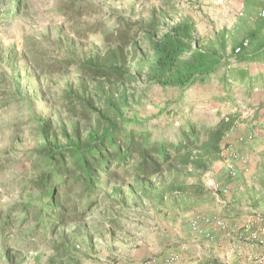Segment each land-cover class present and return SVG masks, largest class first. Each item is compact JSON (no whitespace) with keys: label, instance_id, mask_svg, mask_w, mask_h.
I'll use <instances>...</instances> for the list:
<instances>
[{"label":"trees","instance_id":"obj_1","mask_svg":"<svg viewBox=\"0 0 264 264\" xmlns=\"http://www.w3.org/2000/svg\"><path fill=\"white\" fill-rule=\"evenodd\" d=\"M17 1L20 12L25 6ZM176 2L158 0L147 15L112 13L109 22L85 26L78 16L92 0L61 2L60 10L75 27L100 33L102 47L81 56L68 52L50 64L53 72L46 71L47 63L41 67L53 74L73 66L79 82L77 88L67 83L62 89L64 114L32 113L33 175L17 218L23 223L33 214L37 230L50 238L53 251L43 264H83L84 248L93 250L95 236L102 233L98 224L93 228L104 200L110 205L102 209L103 219L114 225L119 215L106 208L118 205L124 213L129 197L158 207L171 200L182 211L211 198L200 177L223 158L225 137L242 120L241 102L249 103L264 88V68H252L264 65V0H245L250 10L236 25L211 35L198 34L193 18ZM213 80L222 88L216 99L232 111L203 119L191 110L179 117L184 92ZM154 87L179 89L178 106L169 109L166 103L155 115L142 117L139 107L151 102ZM164 113L170 118L165 125L152 122ZM173 128L170 137L167 130ZM261 159L264 167V155ZM192 175L197 180L187 182ZM3 223L10 224L9 217ZM15 255L6 254L7 260Z\"/></svg>","mask_w":264,"mask_h":264},{"label":"rangeland","instance_id":"obj_2","mask_svg":"<svg viewBox=\"0 0 264 264\" xmlns=\"http://www.w3.org/2000/svg\"><path fill=\"white\" fill-rule=\"evenodd\" d=\"M62 1L64 0H22L25 8L17 12V0H0V264H43L47 255L53 251L50 238L42 228L37 230L33 214L25 218L23 223L17 218L21 215L20 206L27 195L25 184L33 175L31 156L37 133L32 113L34 111L45 116L53 114L55 117L59 112L64 114V105L60 100L62 89L67 83L77 88L79 83L73 66L66 71L45 74V69L48 72L54 71V66L50 64L66 58L68 52L81 56L82 53L102 47L100 33L87 32L79 24L75 27L74 22L63 14L60 10ZM176 1L181 13L189 15L195 21L198 34L211 35L215 30L221 29L220 23L223 19L220 15L217 12L209 14V7L213 5L215 11L217 5L205 3L203 0ZM152 5H158V0H92L89 10L86 11L85 8L86 12L78 16V19L84 26L99 22L102 24L111 20L112 13L132 12L134 17L147 15ZM43 66L45 69H41ZM252 68L257 71L263 69L264 65L254 64ZM221 92V86L216 80L188 89L184 92L181 106L178 107H181L179 117L191 110L195 118L203 119L216 118L219 114L232 111L229 104L216 99L215 94ZM179 93L177 88H152L147 100L151 102L139 107L142 117L155 115L158 107L166 103L170 104L169 109H175L178 106L176 98ZM235 93L242 95L240 91ZM255 93H264V88ZM243 105L245 104L241 102L240 108L246 109ZM244 112L242 111V116ZM248 112L245 115L248 116ZM242 116L239 124L244 120ZM166 119L168 114L164 113L152 122L165 125ZM172 131L174 128L168 129L167 135L174 137ZM258 132L252 146L258 142L260 145H255L252 157L249 156L254 162L264 152V134ZM229 154L234 160L239 157L235 151ZM230 169L234 175L236 169ZM205 174L201 175L200 180L208 187ZM196 177L190 176L187 182H195ZM108 205L110 204L104 200L95 212L97 218L93 230L100 227L102 233L95 236L93 250L84 248L81 257L83 264H132L133 261L129 258L136 253L145 255L139 264L148 258H156L155 238L145 234L148 232H143V228L153 225L151 227L161 233L160 226L153 221H160V225L174 222L177 213L173 211V206L177 207L178 204L167 200L163 206L158 207L149 199L129 197L124 213H119L118 205L113 207L115 210L106 208L109 214L119 215L114 225L103 219L102 209ZM168 207L172 210L165 211ZM259 216L264 219L263 215ZM6 217H9L10 224L3 223ZM88 217L92 218L90 215ZM215 218L209 216L208 220L213 221ZM170 227L173 229V226ZM259 228L263 229L264 224ZM68 236L74 235L68 233ZM248 237L251 239L250 234ZM12 252L16 254L15 258L7 260L6 254ZM36 254L42 256H35Z\"/></svg>","mask_w":264,"mask_h":264},{"label":"crops","instance_id":"obj_3","mask_svg":"<svg viewBox=\"0 0 264 264\" xmlns=\"http://www.w3.org/2000/svg\"><path fill=\"white\" fill-rule=\"evenodd\" d=\"M203 2L217 5L215 11L213 5L209 7V14L217 12L216 14L220 15L223 19L221 28L234 27L237 20L250 10L245 0ZM244 104L246 109H240L249 111V115H245V112L241 115L243 122L225 137L223 158L215 161L205 172L206 184L212 191L211 198L202 200L189 211H180V205L173 206V211L177 213L175 219L171 218L174 222L160 225V221H153L160 226L161 233L154 230L151 227L153 225L143 228V232H148L145 234L155 238L154 255L159 264H264V230L259 228L264 224L263 221L259 222V215L264 216V167L261 165L263 159H256L254 162L249 158L253 155L254 146L260 145L258 142L252 146V142L259 135L258 131L264 134V93H254L249 103ZM251 131L256 135L247 144L240 137ZM234 151L239 155L236 160L229 154ZM261 155H264V152L258 155L259 159ZM230 168L236 169L234 175L231 174ZM166 210L172 208L168 207ZM209 216L222 218L226 227L220 228L209 222ZM194 221L198 228L192 225ZM170 226H173V229ZM250 230L258 231L262 240L255 242L250 239ZM171 254H178L179 258L167 261L166 258ZM131 256L129 260L133 261L132 264H139L145 255L136 253Z\"/></svg>","mask_w":264,"mask_h":264},{"label":"built area","instance_id":"obj_4","mask_svg":"<svg viewBox=\"0 0 264 264\" xmlns=\"http://www.w3.org/2000/svg\"><path fill=\"white\" fill-rule=\"evenodd\" d=\"M262 15H264V11L262 12ZM245 44H246V42H245ZM239 50H240V48L236 49V51H239ZM255 135H256L255 132H252V131L247 132V133L241 135L240 139H242L246 142L252 141L255 138ZM208 221L215 223V225L217 227H220V228L226 227V222L223 219H220L219 217H216L215 219H213V221L210 219ZM259 221H263V220L260 218ZM193 224H194V226H196L195 222ZM262 230H264V228ZM250 237H251V239L256 240V241L261 239V236H260L258 231H251ZM178 258H179L178 254H171L170 256H168L166 258V260L171 262V261L177 260ZM159 263L160 262L158 261V259L154 257V258L146 259L141 264H159Z\"/></svg>","mask_w":264,"mask_h":264}]
</instances>
